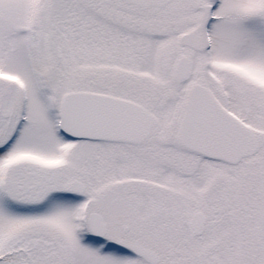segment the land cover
Segmentation results:
<instances>
[{
	"label": "snow or ice",
	"instance_id": "6c2138e0",
	"mask_svg": "<svg viewBox=\"0 0 264 264\" xmlns=\"http://www.w3.org/2000/svg\"><path fill=\"white\" fill-rule=\"evenodd\" d=\"M0 264H264V0H0Z\"/></svg>",
	"mask_w": 264,
	"mask_h": 264
}]
</instances>
